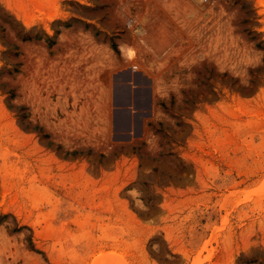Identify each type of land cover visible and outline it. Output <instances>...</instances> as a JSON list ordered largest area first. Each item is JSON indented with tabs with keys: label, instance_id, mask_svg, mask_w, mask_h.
<instances>
[{
	"label": "rangeland",
	"instance_id": "374dc122",
	"mask_svg": "<svg viewBox=\"0 0 264 264\" xmlns=\"http://www.w3.org/2000/svg\"><path fill=\"white\" fill-rule=\"evenodd\" d=\"M0 264H264V0H0Z\"/></svg>",
	"mask_w": 264,
	"mask_h": 264
},
{
	"label": "built area",
	"instance_id": "2783aa9c",
	"mask_svg": "<svg viewBox=\"0 0 264 264\" xmlns=\"http://www.w3.org/2000/svg\"><path fill=\"white\" fill-rule=\"evenodd\" d=\"M199 1H201V2H208V1H210V0H199Z\"/></svg>",
	"mask_w": 264,
	"mask_h": 264
},
{
	"label": "trees",
	"instance_id": "16d2710c",
	"mask_svg": "<svg viewBox=\"0 0 264 264\" xmlns=\"http://www.w3.org/2000/svg\"><path fill=\"white\" fill-rule=\"evenodd\" d=\"M162 106V105H161ZM71 154H74L73 152Z\"/></svg>",
	"mask_w": 264,
	"mask_h": 264
}]
</instances>
